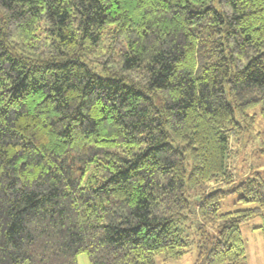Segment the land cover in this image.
I'll return each mask as SVG.
<instances>
[{
	"label": "trees",
	"instance_id": "16d2710c",
	"mask_svg": "<svg viewBox=\"0 0 264 264\" xmlns=\"http://www.w3.org/2000/svg\"><path fill=\"white\" fill-rule=\"evenodd\" d=\"M259 106L264 0H0V264H245Z\"/></svg>",
	"mask_w": 264,
	"mask_h": 264
},
{
	"label": "rangeland",
	"instance_id": "374dc122",
	"mask_svg": "<svg viewBox=\"0 0 264 264\" xmlns=\"http://www.w3.org/2000/svg\"><path fill=\"white\" fill-rule=\"evenodd\" d=\"M254 114L253 127L244 133L243 137L233 146L230 159V169L232 170L236 181L232 184H223L222 188L231 189L236 182L251 176L254 171L264 169V114L261 107L249 111ZM240 194L231 192L221 200V212L235 209H243L251 204L238 202ZM263 223L261 216H255L251 220L241 225V232L245 242L246 258L245 264H264V231L256 229ZM185 224H190L191 237L194 241L190 250L177 259H166L163 254L155 257L156 264H195L201 237L195 233L197 222L194 223V217L191 215ZM192 226V227H191ZM190 234V229H187ZM194 234V235H193ZM78 264H89L86 253H80L77 256Z\"/></svg>",
	"mask_w": 264,
	"mask_h": 264
}]
</instances>
